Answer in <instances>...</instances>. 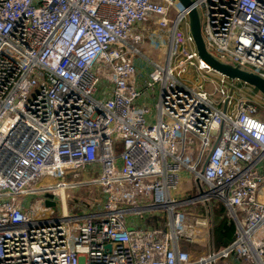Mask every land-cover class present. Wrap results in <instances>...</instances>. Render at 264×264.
I'll use <instances>...</instances> for the list:
<instances>
[{
  "label": "built area",
  "instance_id": "2783aa9c",
  "mask_svg": "<svg viewBox=\"0 0 264 264\" xmlns=\"http://www.w3.org/2000/svg\"><path fill=\"white\" fill-rule=\"evenodd\" d=\"M192 1L208 52L264 78V0ZM148 28L170 54L142 78ZM237 81L200 57L180 0H0V264H264V94L233 103ZM185 173L195 195L175 193ZM217 202L235 239L194 262L182 237ZM153 207L167 228H130Z\"/></svg>",
  "mask_w": 264,
  "mask_h": 264
},
{
  "label": "rangeland",
  "instance_id": "374dc122",
  "mask_svg": "<svg viewBox=\"0 0 264 264\" xmlns=\"http://www.w3.org/2000/svg\"><path fill=\"white\" fill-rule=\"evenodd\" d=\"M145 37L143 39V41H139L136 43V47L139 48V53H136V58L138 60H146L145 62H165L168 59L169 56V48H168V44L167 43H163V45H158V43L155 45V42L158 40V36L156 35V30H154V28H148L147 31L144 33ZM158 45V46H157ZM184 81H186L187 83H189L190 85H194V86H198L201 85L203 88L209 90V91H214L215 88L217 87L218 84V78H217V73L216 72H211V73H206L204 71H200L196 68H193L191 70L186 71L185 74L182 75L181 77ZM218 94V93H217ZM255 94H261L260 91L243 82V81H237V87L233 89L232 92H230L229 96L232 99L233 103L242 99V98H253V95ZM159 98V93H158V89H155L154 95L149 97L148 99L150 100V102H152V106H155V102L158 100ZM82 173H86V176H82L79 175L78 177L82 180H90L94 175L92 171L90 170H83ZM78 177H74L73 174H70L67 176V180L73 179V180H79ZM51 182V181H50ZM50 182L48 180L43 182V187L48 186L50 184ZM81 187V189H80ZM78 189L76 191H78L77 193H79V191L81 192L82 196H85V187H83V185L77 187ZM91 190L95 189V186H90ZM195 192L190 193V195H195ZM73 195V194H72ZM48 196V194H47ZM27 199V198H26ZM28 201V199H27ZM72 202V201H71ZM221 203L218 204V202L215 204L216 206L214 207V209L216 208L219 209L221 207L220 205ZM71 205V204H70ZM43 210V209H42ZM41 210V211H42ZM197 211V213H204L206 211V206L203 205V203H199L198 205L193 206V208H186V211L190 214V212L193 211ZM214 212V210H213ZM163 216H166L167 213L163 212L162 213ZM214 216V213H213ZM212 216V218H213ZM154 223L157 224L159 219L155 218ZM215 220L213 218L212 223L208 224V226L201 228V236L199 237V239H197L196 241H187L184 237H182V241H181V246L183 249L187 250L190 255H191V259L195 262L198 261V259H200L203 256L208 255L209 253H211L212 250H220L222 249L224 246L218 247L216 246L215 243H212V239H211V232L213 230V223L215 224ZM164 224V223H161ZM230 257H223L220 258L216 261L215 264H220L221 262L226 261L228 263L227 260H229Z\"/></svg>",
  "mask_w": 264,
  "mask_h": 264
},
{
  "label": "water",
  "instance_id": "95a60500",
  "mask_svg": "<svg viewBox=\"0 0 264 264\" xmlns=\"http://www.w3.org/2000/svg\"><path fill=\"white\" fill-rule=\"evenodd\" d=\"M182 4L188 8L190 29L195 39L197 50L200 57L215 71L224 74L232 79H238L255 88H257L262 94H264V78L257 73L245 70L239 66H234L229 63H224L213 57L207 50L204 37L202 34V24L200 13L194 6L192 0H180ZM47 205L55 206L56 202L47 200ZM110 248V244L107 245Z\"/></svg>",
  "mask_w": 264,
  "mask_h": 264
},
{
  "label": "crops",
  "instance_id": "0c3cea01",
  "mask_svg": "<svg viewBox=\"0 0 264 264\" xmlns=\"http://www.w3.org/2000/svg\"><path fill=\"white\" fill-rule=\"evenodd\" d=\"M136 60L138 63V68H139V71H138L139 75L142 76V78H147L148 73L154 68V63L152 61L151 62H148V61L145 62L146 60L143 61V59L142 60L136 59ZM142 101H146V102L148 101V103H150V106H152V102H150L149 99H143ZM82 176L83 177L86 176V173H82ZM193 189H194L193 180L189 174L185 173V174H183L181 184H180L178 190L175 191V193H177L179 195L186 196V195H189L190 193H192ZM213 210H214L213 218L217 222V217L215 215L216 208ZM163 212L167 213V211L164 208L153 207V208H147V209L143 210V214H141V215L132 214L129 216V218L131 220L135 221L137 224H130V228L155 227V228L165 229L168 227V224H167L168 213L166 216H163V214H162ZM155 218L159 219L157 224H155L153 221ZM213 218H212V221H213ZM216 222H215V224L213 223V230L216 226ZM161 223H164V224H161ZM213 230H212L210 235H211L212 243H215ZM196 237H197L196 239H199L198 237H202V236L200 234L199 236H196ZM227 261H228V263L226 261H224V262H221L220 264H235V261L232 258H230Z\"/></svg>",
  "mask_w": 264,
  "mask_h": 264
},
{
  "label": "trees",
  "instance_id": "16d2710c",
  "mask_svg": "<svg viewBox=\"0 0 264 264\" xmlns=\"http://www.w3.org/2000/svg\"><path fill=\"white\" fill-rule=\"evenodd\" d=\"M216 210L217 217L214 232V242L216 246H227L235 239L236 226L235 223L226 216V208L223 204Z\"/></svg>",
  "mask_w": 264,
  "mask_h": 264
},
{
  "label": "bare ground",
  "instance_id": "6f19581e",
  "mask_svg": "<svg viewBox=\"0 0 264 264\" xmlns=\"http://www.w3.org/2000/svg\"><path fill=\"white\" fill-rule=\"evenodd\" d=\"M61 192H62V193H64V191H63V190H61Z\"/></svg>",
  "mask_w": 264,
  "mask_h": 264
}]
</instances>
